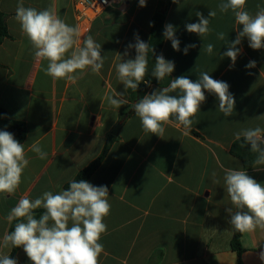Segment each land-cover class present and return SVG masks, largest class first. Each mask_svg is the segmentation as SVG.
<instances>
[{
    "label": "crops",
    "instance_id": "crops-1",
    "mask_svg": "<svg viewBox=\"0 0 264 264\" xmlns=\"http://www.w3.org/2000/svg\"><path fill=\"white\" fill-rule=\"evenodd\" d=\"M221 2L172 1L165 25L174 26L180 51L166 39L162 55L174 62L172 79L186 76L195 82L206 71L213 79L226 82L235 99L234 112L229 117L221 113L217 97L205 90L206 101L193 117L188 134L182 127L169 125L161 138L143 132L129 89L128 103L119 109L104 100L111 89L124 92L115 71L118 53L134 44L137 34L149 42L159 0H147L144 7L139 0L115 2L91 23L79 20L74 0H23L25 7L54 8L66 23L78 25L101 45L104 64L100 74L88 71L74 84L45 75L47 61H36L15 20L18 0L0 1L9 34L0 44V108L27 125L22 144L29 160L17 191L0 194V241L5 232L14 230L5 217L22 196L34 200L45 191L63 190L113 136L106 158L88 180L94 186L108 187L111 204L104 221L108 230L100 241L104 246L100 264H238L231 248L234 230L225 210L231 204L221 165L244 169L242 161L230 153L236 133L264 128V48L253 50L245 37L237 45L241 53L234 65L223 55L242 26L236 24L231 11H219ZM258 6L264 8V0H247V10L253 15ZM212 10L217 15L209 17L206 36L186 30L187 24L198 22L197 12L208 18ZM221 32L224 40L218 38ZM190 44L196 47L185 55L183 50ZM208 44L213 45L211 54L206 51ZM128 52L124 59H134L135 49ZM250 61L256 62L254 68H246ZM159 88L163 87L152 84L147 94ZM118 124L121 127L114 136ZM36 141L48 153L46 159L30 150ZM213 172L219 184L213 183ZM248 174L264 185V170L253 167ZM241 242L243 264H264L260 259L264 231L244 233ZM17 258L21 264H32L23 248Z\"/></svg>",
    "mask_w": 264,
    "mask_h": 264
},
{
    "label": "clouds",
    "instance_id": "clouds-1",
    "mask_svg": "<svg viewBox=\"0 0 264 264\" xmlns=\"http://www.w3.org/2000/svg\"><path fill=\"white\" fill-rule=\"evenodd\" d=\"M146 2L139 0V6H146ZM217 7L221 13L231 11L236 24L242 26V31H238L236 39L223 54L231 59L233 65L241 53L237 45L243 38H247L253 50L264 48V8L258 6L259 10L253 15L247 10V0H222ZM216 15L217 12L212 10L205 18L197 12L198 22L187 24L186 30L200 37L206 36L210 31L209 17ZM15 20L29 40L36 61H47L45 75L74 84L88 71L100 74L104 64L101 45L92 35H84L78 25L66 23L54 8L37 10L25 7L23 0H18ZM163 36L171 41L174 50L180 51V41L172 24L164 26ZM218 38L224 40V33H218ZM195 47V44L187 45L184 54L187 55L188 50ZM133 48L135 58L124 59L129 55L128 49ZM206 51L211 54L213 45L208 44ZM150 52L154 55V48L137 34L135 43L128 44L123 54L118 53L119 62L115 71L124 92L111 89L105 93L104 100L110 107L119 109L127 104V90L136 91L139 84L145 81ZM255 65V61H250L246 68L251 69ZM174 68V62L166 60L161 54L155 58L151 75L162 81L173 73ZM205 90L217 97L221 113L227 117L232 115L235 99L229 85L213 79L206 71L201 72L195 82L186 76L171 79L168 86L145 95L132 107L144 133L163 138L165 127L172 125L178 129L182 127L187 135L193 117L206 101ZM241 137L242 146L250 145V151L256 154L253 167L264 170V128L257 126L236 133L237 140ZM30 150L40 159L48 156L39 141L33 142ZM28 164L25 144L16 140L12 133L0 131V194L11 195L17 191ZM221 168L224 189L231 204L225 209L231 228L241 234L255 233L258 229L264 231V185L243 168H224L222 165ZM216 175V172L212 173L213 183L219 184ZM108 198L107 186H94L86 180H71L66 190L57 193L45 191L34 200L22 196L5 217L9 224L16 223L14 230L5 232L0 241V264H17V260L9 256L14 248H23L32 264H100V256L104 252L100 241L108 230L104 221L111 211ZM41 208L44 212L36 218L34 211ZM4 249L9 252L5 253ZM260 259L264 261V252L260 254Z\"/></svg>",
    "mask_w": 264,
    "mask_h": 264
},
{
    "label": "trees",
    "instance_id": "trees-1",
    "mask_svg": "<svg viewBox=\"0 0 264 264\" xmlns=\"http://www.w3.org/2000/svg\"><path fill=\"white\" fill-rule=\"evenodd\" d=\"M172 1L173 0H159L158 9L152 18L151 35L148 43L154 48V55H152L151 52L148 55V74L145 76V81L139 84L136 91L129 89L133 102H137L139 99L143 98L147 94L152 84H156L160 87H166L171 82V76L165 77L162 81H158L155 77L151 75V72L155 65L156 56L162 54V49L166 40L163 36L166 13L172 4ZM8 36L9 34L7 30L5 15L0 10V44ZM0 131H8L12 133L14 138L20 143H23L25 141L28 133L27 125L23 121L10 118L6 110L2 108H0ZM114 140L115 137L110 136L107 139L100 155L91 163H89L85 168H83L72 180L88 181L106 158ZM242 144L243 137H241L240 140L234 141L230 148V153L234 157L242 161L244 169L249 173L253 169V161L255 159L256 154L250 151V145L242 146ZM68 187L69 182L65 184L64 190H66ZM43 212L44 209L35 210L34 216L36 218H39L43 214ZM15 223L16 221L12 222L11 230L14 229ZM242 236L243 234L235 232L234 230L233 238L231 241V248L233 252L237 254L238 264H243V247L241 242ZM21 249L22 248H14L12 249V252L9 255L10 258L17 260V264H21L17 258V254Z\"/></svg>",
    "mask_w": 264,
    "mask_h": 264
},
{
    "label": "built area",
    "instance_id": "built-area-1",
    "mask_svg": "<svg viewBox=\"0 0 264 264\" xmlns=\"http://www.w3.org/2000/svg\"><path fill=\"white\" fill-rule=\"evenodd\" d=\"M121 0H74V7L81 22L91 23L111 4Z\"/></svg>",
    "mask_w": 264,
    "mask_h": 264
},
{
    "label": "water",
    "instance_id": "water-1",
    "mask_svg": "<svg viewBox=\"0 0 264 264\" xmlns=\"http://www.w3.org/2000/svg\"><path fill=\"white\" fill-rule=\"evenodd\" d=\"M120 127H121V124H118V125L115 127V129H114V131H113V135H114V136H117V135H118L119 130H120Z\"/></svg>",
    "mask_w": 264,
    "mask_h": 264
}]
</instances>
